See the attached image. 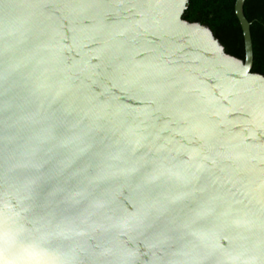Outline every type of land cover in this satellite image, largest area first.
Segmentation results:
<instances>
[{
    "label": "water",
    "instance_id": "1",
    "mask_svg": "<svg viewBox=\"0 0 264 264\" xmlns=\"http://www.w3.org/2000/svg\"><path fill=\"white\" fill-rule=\"evenodd\" d=\"M188 0H0V264H264V75Z\"/></svg>",
    "mask_w": 264,
    "mask_h": 264
},
{
    "label": "trees",
    "instance_id": "2",
    "mask_svg": "<svg viewBox=\"0 0 264 264\" xmlns=\"http://www.w3.org/2000/svg\"><path fill=\"white\" fill-rule=\"evenodd\" d=\"M235 0H188L182 17L208 25L227 53L244 57L240 23L234 12ZM243 12L250 22L253 47L251 71L264 75V0H245Z\"/></svg>",
    "mask_w": 264,
    "mask_h": 264
}]
</instances>
